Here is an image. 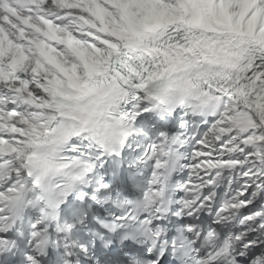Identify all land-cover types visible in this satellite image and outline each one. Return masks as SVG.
<instances>
[{"label":"snow or ice","instance_id":"1","mask_svg":"<svg viewBox=\"0 0 264 264\" xmlns=\"http://www.w3.org/2000/svg\"><path fill=\"white\" fill-rule=\"evenodd\" d=\"M0 264H264V0H0Z\"/></svg>","mask_w":264,"mask_h":264}]
</instances>
